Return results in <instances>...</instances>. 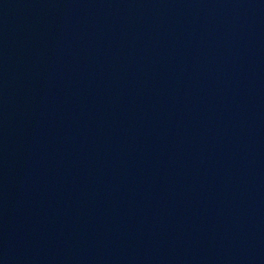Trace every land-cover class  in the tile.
I'll return each instance as SVG.
<instances>
[{"label":"water","instance_id":"water-1","mask_svg":"<svg viewBox=\"0 0 264 264\" xmlns=\"http://www.w3.org/2000/svg\"><path fill=\"white\" fill-rule=\"evenodd\" d=\"M0 264H264V0H0Z\"/></svg>","mask_w":264,"mask_h":264}]
</instances>
